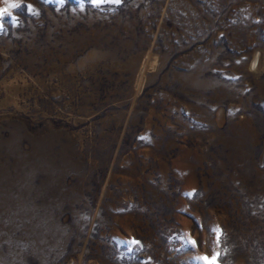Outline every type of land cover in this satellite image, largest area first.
I'll list each match as a JSON object with an SVG mask.
<instances>
[{
	"label": "rangeland",
	"instance_id": "374dc122",
	"mask_svg": "<svg viewBox=\"0 0 264 264\" xmlns=\"http://www.w3.org/2000/svg\"><path fill=\"white\" fill-rule=\"evenodd\" d=\"M5 8L0 264H264V0Z\"/></svg>",
	"mask_w": 264,
	"mask_h": 264
},
{
	"label": "snow or ice",
	"instance_id": "6c2138e0",
	"mask_svg": "<svg viewBox=\"0 0 264 264\" xmlns=\"http://www.w3.org/2000/svg\"><path fill=\"white\" fill-rule=\"evenodd\" d=\"M94 2H96V0H94ZM99 2H104V0H99ZM112 2L119 4L120 0H112ZM9 7L16 8V7H18V5L13 3V4L9 5ZM5 13H8V9L7 8L0 9V16H3ZM8 14L10 15V13H8ZM12 22L15 23V17H12ZM0 30H2V25H0ZM193 243H195V242L193 241ZM203 259L208 261L207 257H205ZM208 264H214V262L213 261H208Z\"/></svg>",
	"mask_w": 264,
	"mask_h": 264
},
{
	"label": "bare ground",
	"instance_id": "6f19581e",
	"mask_svg": "<svg viewBox=\"0 0 264 264\" xmlns=\"http://www.w3.org/2000/svg\"><path fill=\"white\" fill-rule=\"evenodd\" d=\"M255 62H256V60H255Z\"/></svg>",
	"mask_w": 264,
	"mask_h": 264
}]
</instances>
